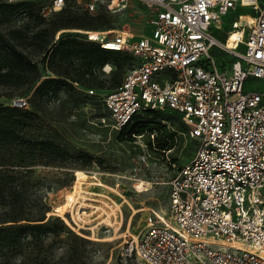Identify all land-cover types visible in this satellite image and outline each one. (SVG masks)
Wrapping results in <instances>:
<instances>
[{
  "label": "built area",
  "instance_id": "1",
  "mask_svg": "<svg viewBox=\"0 0 264 264\" xmlns=\"http://www.w3.org/2000/svg\"><path fill=\"white\" fill-rule=\"evenodd\" d=\"M130 1L150 9L153 31L92 40L133 60L119 86L87 92L101 95L114 130L147 111L176 114L186 128L182 148L193 145L194 154L169 181L167 211H152L120 255L143 264H264V92L247 89L248 80L264 79V0H109L108 7ZM64 7L53 0L54 11ZM238 7L251 12L238 15L222 42L210 30ZM214 48L237 58L231 69L218 67ZM143 136L137 142L148 152ZM107 205L106 215L115 203Z\"/></svg>",
  "mask_w": 264,
  "mask_h": 264
},
{
  "label": "rangeland",
  "instance_id": "2",
  "mask_svg": "<svg viewBox=\"0 0 264 264\" xmlns=\"http://www.w3.org/2000/svg\"><path fill=\"white\" fill-rule=\"evenodd\" d=\"M30 1L35 3L33 12L20 11L5 23L0 17V32L25 34L18 44L37 64L38 73L21 87L0 85V105L21 106L25 101L34 113L25 137L55 142L70 157L0 144V226L27 224L44 216L53 230L26 236L16 247L0 250V264H143L122 257L121 245L147 228L152 211L160 216L167 211L169 181L178 167L190 161L193 145L183 149V138L170 153L145 152L140 144L121 139L107 126L110 120L102 111L101 95L92 96L86 90L92 87L108 93L131 68V61L122 60L119 65L111 61L110 73L97 71L96 80L81 77L80 89L62 87L44 98L35 90L44 79L69 71L70 66L60 60L49 61L60 40L96 42L92 40L104 34L128 30L151 35L150 9L138 1L110 9L109 0H65V10L58 13L52 9L53 0ZM90 3L96 5L93 13L87 10ZM250 12L236 8L221 18L220 25L214 24L211 33L224 42L238 15ZM77 14L102 15L103 20L92 29L64 26ZM211 54L221 70L231 69L237 60L217 48ZM247 89L264 92V79L248 80ZM77 185L80 190L75 192ZM113 202L115 207L106 215L107 204ZM15 219L24 220L11 221Z\"/></svg>",
  "mask_w": 264,
  "mask_h": 264
},
{
  "label": "trees",
  "instance_id": "3",
  "mask_svg": "<svg viewBox=\"0 0 264 264\" xmlns=\"http://www.w3.org/2000/svg\"><path fill=\"white\" fill-rule=\"evenodd\" d=\"M34 6L35 3L30 0L16 2L0 0L1 20L4 23L8 22L20 11L33 12ZM64 10L65 8L58 13H62ZM69 19L72 21L67 22L64 26L77 25L91 29L103 20L102 15L92 16L90 14L72 15ZM25 37V34L20 30H12L8 35L0 32V85L21 87L29 82L31 75L38 73L37 64L18 44ZM57 59L69 65V71L58 72L59 77L46 78L41 81L35 90V95L41 98L50 97L62 87L70 90L80 89L82 88L79 83L81 77L89 75L93 80H96L97 71L103 72V67L106 64L114 60L116 65H119L120 61H132L133 57L128 53L104 49L98 42H77L74 38H63L50 53V62ZM76 76H80V78H76ZM121 81L117 83L116 87L121 84ZM76 82L80 86H77ZM98 99L101 102L102 111L108 116L101 98ZM33 117L34 113L27 107L0 105V144L24 145L34 152L51 154L62 159L70 157L69 152L55 142L25 137L24 130L30 125ZM165 121L170 123V130ZM108 127L110 128V126ZM185 129L183 122L174 113L147 111L136 117L126 128L112 130L121 139L134 142L135 145L139 144L137 136L144 135L143 139L147 138L145 143L149 150L165 153L183 141L180 132H184ZM151 133H155L153 140ZM20 220L24 219L11 221L16 223ZM44 220L43 216L30 220L31 223L27 224L0 226V250L16 247L26 236H37L53 231Z\"/></svg>",
  "mask_w": 264,
  "mask_h": 264
},
{
  "label": "bare ground",
  "instance_id": "4",
  "mask_svg": "<svg viewBox=\"0 0 264 264\" xmlns=\"http://www.w3.org/2000/svg\"><path fill=\"white\" fill-rule=\"evenodd\" d=\"M126 35H130V33H129V30L127 31V32H124ZM235 36H233V38H234ZM232 38V39H233ZM231 44V43H230ZM80 190V187H79V185H77L76 187H75V189H74V191L75 192H78ZM79 195H82V194H79ZM85 197V195L83 196V198ZM85 202L84 201H82V206H85V204H84ZM63 208H61V210H62ZM75 211V210H74ZM62 212V211H61ZM73 214H77V212H75V213H73Z\"/></svg>",
  "mask_w": 264,
  "mask_h": 264
}]
</instances>
